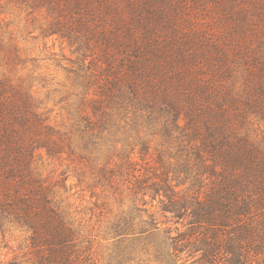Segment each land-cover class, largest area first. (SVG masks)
Here are the masks:
<instances>
[{"label": "trees", "instance_id": "obj_1", "mask_svg": "<svg viewBox=\"0 0 264 264\" xmlns=\"http://www.w3.org/2000/svg\"><path fill=\"white\" fill-rule=\"evenodd\" d=\"M8 3L68 82L0 19V264H264V0Z\"/></svg>", "mask_w": 264, "mask_h": 264}, {"label": "rangeland", "instance_id": "obj_2", "mask_svg": "<svg viewBox=\"0 0 264 264\" xmlns=\"http://www.w3.org/2000/svg\"><path fill=\"white\" fill-rule=\"evenodd\" d=\"M19 5V4H18ZM208 6H202L204 9L210 11V8H212L211 4H207ZM0 9L5 10L1 15L0 19L1 24L4 26L5 30H13L17 32L19 35V39L21 41H25V39H28L26 42H22L23 45L26 47H29V51L31 50V53L33 55H37L39 57H43L44 59L41 60V63L43 64V68L40 69V73L44 74L47 78V80L50 82L47 87L45 88H39L41 97H46L49 92H52L53 89H60V84L65 83L67 80V74L64 71V69L61 66H58L56 62L52 61L51 59L45 58L47 54H49V51L44 50L43 51V44L39 42L38 40L32 39L30 36H26L25 32L22 31V28L25 26L27 22V11L22 9L20 6H16L13 3H8L5 6H0ZM41 18H37V20L41 21L44 19L45 15L44 12H42ZM195 14V13H194ZM196 15V14H195ZM198 15V14H197ZM199 16H202V12L199 13ZM198 24V23H197ZM35 33H39L38 30L35 31ZM28 35V34H27ZM49 46L51 50L56 51L59 56L62 57V54L71 55V49L67 46L66 42L62 43L57 37L50 38L49 40ZM54 91V90H53ZM53 94V93H51ZM53 101H50L48 103V106L55 107L54 109V115L58 114L59 107L53 106ZM77 189H74L73 192H76ZM90 192H85L84 196L80 194V191H77L72 197V201L75 202V205L79 207V209H82L81 215L85 218L90 217V210L89 207L93 206V202L96 200L95 197L90 196ZM116 215V209L113 207V211L111 213H107L105 216L101 217V221L98 222V228L102 232V230L105 229V226L107 225L108 221L113 219V217ZM12 236V237H11ZM8 237L11 238H18V240L11 241V244L14 245V247L17 248L18 243L22 242L25 237L24 231H17L12 230L11 233L8 235ZM7 249H5L4 252H6ZM12 254L9 253L8 257H11Z\"/></svg>", "mask_w": 264, "mask_h": 264}]
</instances>
